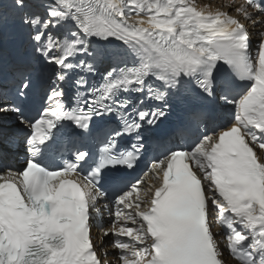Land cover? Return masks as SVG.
I'll use <instances>...</instances> for the list:
<instances>
[{"label": "snow or ice", "instance_id": "snow-or-ice-1", "mask_svg": "<svg viewBox=\"0 0 264 264\" xmlns=\"http://www.w3.org/2000/svg\"><path fill=\"white\" fill-rule=\"evenodd\" d=\"M222 7L0 0L31 53L3 69L0 264H111L105 212L115 264H264V0ZM190 100L186 145L157 136Z\"/></svg>", "mask_w": 264, "mask_h": 264}, {"label": "bare ground", "instance_id": "bare-ground-1", "mask_svg": "<svg viewBox=\"0 0 264 264\" xmlns=\"http://www.w3.org/2000/svg\"><path fill=\"white\" fill-rule=\"evenodd\" d=\"M215 2L216 0H196V3L199 7H205L206 5H211V10L215 11L218 9V6ZM227 2V1H226ZM221 244L223 245V239H221Z\"/></svg>", "mask_w": 264, "mask_h": 264}, {"label": "rangeland", "instance_id": "rangeland-1", "mask_svg": "<svg viewBox=\"0 0 264 264\" xmlns=\"http://www.w3.org/2000/svg\"><path fill=\"white\" fill-rule=\"evenodd\" d=\"M6 3H7V0H6ZM9 14H12V16L6 18V20L4 22H8V21L14 19L15 15L9 9H6V15H9ZM15 20H18V19H15Z\"/></svg>", "mask_w": 264, "mask_h": 264}]
</instances>
